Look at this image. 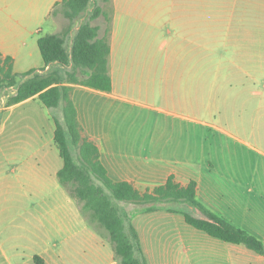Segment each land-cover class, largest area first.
I'll return each mask as SVG.
<instances>
[{"label": "crops", "instance_id": "obj_1", "mask_svg": "<svg viewBox=\"0 0 264 264\" xmlns=\"http://www.w3.org/2000/svg\"><path fill=\"white\" fill-rule=\"evenodd\" d=\"M59 1L45 0V8L42 3L39 8V0H0V54L2 58H12L14 73L20 75L28 70L46 73L58 67V63H43L37 38L41 30L39 24L49 18L55 3ZM160 1L163 5L157 10L147 5L149 0L108 1L107 4L113 7V16L109 15L110 52L107 59L111 90L106 92L64 83L72 87L70 97L76 108L82 135L98 147L99 159L113 181H128L144 192L163 184L170 175L181 185L195 180L199 202L264 242V181L249 182L244 186L249 200L241 204L235 198L225 197L226 187L213 182L200 183L191 173L175 165L177 154L166 144L160 147L158 138L152 136L150 148L142 149V145L134 143L120 144V138L108 133L105 128L104 109L109 99H116L118 85L124 82L129 84L131 75L151 68L150 62L163 60L164 75L170 78L179 74L189 78L197 94L204 51L210 50L207 55L213 52L214 30L221 26L232 28L241 24L235 20L237 9L246 12L259 7L255 4L257 0ZM96 25L99 26V36H103L106 27ZM234 66L241 68L236 62ZM259 75L248 73L252 81L258 79ZM238 77L234 71L231 78L236 84ZM27 78L22 76L17 83ZM243 82L240 79L238 84L245 86ZM5 90V93H0V182L11 183L13 168L25 174L37 169L29 161L33 155L40 153V167L53 166L54 158L51 150L44 152L43 142L39 145V139L43 140L39 125L29 128L26 115L18 110L26 104H42L37 95L9 104L8 98L15 93V88ZM257 105V109H264V104ZM4 163L8 165L7 172L5 167H1ZM210 166L213 167V164L210 163ZM60 167L54 168L53 172L57 173ZM66 202L74 204L71 198H66ZM116 205L125 221L126 230L130 231L132 227L138 236L149 264H264V254L255 253L241 244L211 237L188 224L181 211L188 210L200 218L205 217L183 203L116 201ZM74 211L69 221L74 230L63 239H56L60 235L56 230L39 231V257L43 263L119 264L107 230L99 226L91 215L89 218L86 215V221L77 210L76 213ZM0 264H13L5 251L2 260L0 255Z\"/></svg>", "mask_w": 264, "mask_h": 264}, {"label": "rangeland", "instance_id": "obj_2", "mask_svg": "<svg viewBox=\"0 0 264 264\" xmlns=\"http://www.w3.org/2000/svg\"><path fill=\"white\" fill-rule=\"evenodd\" d=\"M108 1L94 0V3L113 16ZM41 3L45 8V0H39V8ZM255 4L259 7L251 11L237 9L235 20L241 24L214 30L213 52L207 55L210 50L204 51L197 94L189 78L179 74L165 76L163 60L150 62L151 68L130 76L131 84L118 85L117 97L108 100L103 116L107 132L120 138V144L134 143L148 149L154 136L160 147L166 144L175 151V165L200 183L213 182L226 187L225 197L235 198L241 204L249 200L244 186L264 181V109H257V104H264V0ZM147 5L157 10L163 3L149 0ZM85 17L72 22L66 47ZM92 23L106 27L102 16ZM68 24L59 5L39 24V35L65 32ZM234 62L241 68L235 67ZM69 68L58 65L55 70L65 77ZM234 71L240 77L237 84L231 78ZM76 73L83 77L80 71ZM248 73L260 75L252 81ZM21 79L19 75L17 80ZM240 79L245 86L238 84ZM61 105V101L51 108L26 104L18 109L26 115L29 128L39 125V132L43 133L39 145L43 142L44 152H53L54 165L40 167V153L35 154L29 161L37 166L36 170L25 174L13 168L11 183L0 182L1 260L5 251L13 264H34L33 256L39 255V231L56 230L60 232L56 239L61 240L74 230L69 222L74 209L86 221L88 216L93 217L81 201L71 197L70 185L61 184L53 172L62 164L53 140L54 119L62 120ZM1 167L7 172V164ZM92 179L109 193L94 176ZM66 198L73 199L74 204H68Z\"/></svg>", "mask_w": 264, "mask_h": 264}, {"label": "trees", "instance_id": "obj_3", "mask_svg": "<svg viewBox=\"0 0 264 264\" xmlns=\"http://www.w3.org/2000/svg\"><path fill=\"white\" fill-rule=\"evenodd\" d=\"M93 0H60L62 13L69 21L65 32L45 33L37 38V46L45 65L58 63L68 67L63 77L57 70L35 73L28 70L21 73L28 76L17 83L19 74L13 72L12 58L0 54V89L15 88L8 103H16L37 95L46 108L56 107L62 102V120L54 119L53 140L62 165L56 173L58 181L70 185L71 197L81 201L90 210L96 221L104 227L119 264H149L143 254L138 236L131 227L126 230L125 221L116 201L133 203L178 202L199 211L205 218L192 211H181L188 224L222 241L241 244L258 254H264V242L244 229L236 227L216 215L196 198V181L181 185L170 175L166 181L151 191L140 192L128 181H113L99 159V150L94 142L82 135L77 120L75 105L70 97L72 87L64 83L80 84L101 91H110L111 77L108 74L107 59L110 52L108 32L110 16ZM53 9V11H54ZM86 15L74 30L66 47L67 33L72 22ZM102 16L106 21L105 34L99 36V26L92 20ZM77 71L83 74L77 76ZM94 176L105 190L93 182ZM34 264H44L39 255L33 256Z\"/></svg>", "mask_w": 264, "mask_h": 264}]
</instances>
